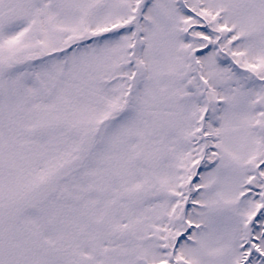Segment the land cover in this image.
I'll use <instances>...</instances> for the list:
<instances>
[{
	"label": "snow or ice",
	"instance_id": "obj_1",
	"mask_svg": "<svg viewBox=\"0 0 264 264\" xmlns=\"http://www.w3.org/2000/svg\"><path fill=\"white\" fill-rule=\"evenodd\" d=\"M0 264H264V0H0Z\"/></svg>",
	"mask_w": 264,
	"mask_h": 264
}]
</instances>
